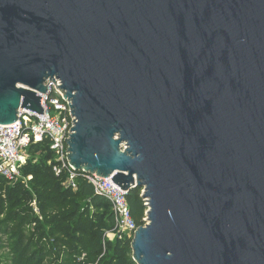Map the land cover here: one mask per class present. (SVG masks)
Instances as JSON below:
<instances>
[{"label": "water", "instance_id": "water-1", "mask_svg": "<svg viewBox=\"0 0 264 264\" xmlns=\"http://www.w3.org/2000/svg\"><path fill=\"white\" fill-rule=\"evenodd\" d=\"M55 79L72 166L144 191L136 264H264V0H0V125Z\"/></svg>", "mask_w": 264, "mask_h": 264}, {"label": "trees", "instance_id": "trees-1", "mask_svg": "<svg viewBox=\"0 0 264 264\" xmlns=\"http://www.w3.org/2000/svg\"><path fill=\"white\" fill-rule=\"evenodd\" d=\"M37 152L40 156L29 158L23 174L32 177L39 215L27 206L23 181L13 186L0 178V264H136L131 240L106 237L115 227L112 206L96 195L83 172L74 189L66 173L55 174L48 140L30 146L28 154ZM126 198L138 227L144 225L142 190L132 189Z\"/></svg>", "mask_w": 264, "mask_h": 264}, {"label": "built area", "instance_id": "built-area-1", "mask_svg": "<svg viewBox=\"0 0 264 264\" xmlns=\"http://www.w3.org/2000/svg\"><path fill=\"white\" fill-rule=\"evenodd\" d=\"M45 86H48V94L38 93L41 97L43 115L20 109L19 120L16 123L0 125V178L11 183L24 181L26 178L23 167L28 162L30 146L48 140L50 150L55 156V174L58 176L66 173L68 184L77 189L78 172L82 171H77L70 162L68 142L74 134V131H71L75 124V117L71 115L70 110L72 103L65 98L66 94L62 88H59L62 87L59 80H48ZM83 174V178L93 186L96 195L112 206L115 227L106 234V237L113 234L114 239L125 238L133 242L139 227L131 215L126 193L113 182L112 178L106 179L85 172ZM146 220L147 212L144 224Z\"/></svg>", "mask_w": 264, "mask_h": 264}, {"label": "rangeland", "instance_id": "rangeland-1", "mask_svg": "<svg viewBox=\"0 0 264 264\" xmlns=\"http://www.w3.org/2000/svg\"><path fill=\"white\" fill-rule=\"evenodd\" d=\"M36 154V156L37 157H39L40 156V153L39 152H37V153H29L28 154V156H27V158H28V160H29V158L31 157L32 158V156H34ZM54 159H55V156H54ZM24 190H26V191H28V195H27V199H28V197H29V201H28V204H27V206L28 207H31V208H33V210H34V212H35V214L36 215H39V207H38V202H37V195H36V193H35V191L33 190V185H32V179H30L29 177L28 178H26V179H24ZM16 182H13V183H11L13 186H14V184H15ZM11 186V185H10ZM7 189L8 188H10L9 186H7L6 187ZM8 191V190H7ZM24 192L25 191H23L22 192V197H23V194H24ZM4 194L6 195V191L4 192ZM94 212H95V209L93 208V207H91L90 208V215H91V217L93 218V214H94ZM103 212V211H102ZM94 219V218H93ZM94 221H98V219H94ZM108 233V232H107ZM109 237L110 238H112L111 239V241H114L115 239H114V237H113V234H109ZM108 236H107V238H109Z\"/></svg>", "mask_w": 264, "mask_h": 264}]
</instances>
